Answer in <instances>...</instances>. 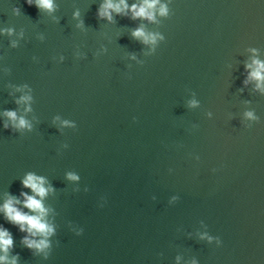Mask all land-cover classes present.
<instances>
[{
  "label": "water",
  "instance_id": "obj_1",
  "mask_svg": "<svg viewBox=\"0 0 264 264\" xmlns=\"http://www.w3.org/2000/svg\"><path fill=\"white\" fill-rule=\"evenodd\" d=\"M103 2L0 0V207L28 212L22 180L43 177L55 230L30 250L0 211L8 260L264 264V90L248 69L264 0H159L151 21L111 22Z\"/></svg>",
  "mask_w": 264,
  "mask_h": 264
},
{
  "label": "clouds",
  "instance_id": "obj_2",
  "mask_svg": "<svg viewBox=\"0 0 264 264\" xmlns=\"http://www.w3.org/2000/svg\"><path fill=\"white\" fill-rule=\"evenodd\" d=\"M159 0H142L141 4H133L131 8L127 3V0H104L98 10V17L101 19L107 18L112 21V13L117 15H126L128 11L132 12V18H146L148 20L154 19V13L151 11L156 7ZM29 6H32V0H27ZM37 9H43L47 11H55L53 0H37L35 5ZM167 9L164 6L160 8V14L165 15ZM132 35L136 39H142L144 43H155L156 36L147 34L142 28L135 30ZM250 72L249 80L257 82V88L264 90V62L260 60H253L252 64L248 65ZM24 100L30 99V97H24ZM9 120L12 121V126L16 129L29 128L30 124L24 118L17 117L16 112L8 111L5 113ZM251 117V113H248ZM8 128V124L4 125ZM69 179L76 180L78 177L69 174ZM46 180L43 177L37 176L32 173H28L22 180V185L25 188L31 189L33 195H28L22 192L24 197L23 207L28 209V212L22 211L17 207L21 203L20 200L11 197L0 207V211L4 213L5 219L19 227L21 232H27L33 239H29L27 236L22 240V243L28 249H36L43 252L49 247L48 237L54 234V228L47 222V209L44 206V198L48 195L49 189L45 187ZM83 230L78 233L82 235ZM14 241L11 233L6 229H0V252L4 255L0 256V264H16L18 257H14L11 261L8 260L9 249L13 248Z\"/></svg>",
  "mask_w": 264,
  "mask_h": 264
}]
</instances>
